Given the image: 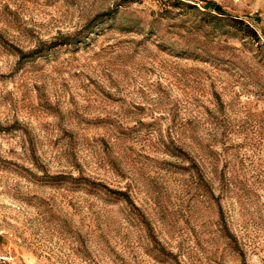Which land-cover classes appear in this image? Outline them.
Here are the masks:
<instances>
[{
	"label": "rangeland",
	"instance_id": "rangeland-1",
	"mask_svg": "<svg viewBox=\"0 0 264 264\" xmlns=\"http://www.w3.org/2000/svg\"><path fill=\"white\" fill-rule=\"evenodd\" d=\"M178 1L0 0V264H264V0Z\"/></svg>",
	"mask_w": 264,
	"mask_h": 264
},
{
	"label": "trees",
	"instance_id": "trees-1",
	"mask_svg": "<svg viewBox=\"0 0 264 264\" xmlns=\"http://www.w3.org/2000/svg\"><path fill=\"white\" fill-rule=\"evenodd\" d=\"M128 1L129 0H121V3H125V2H128ZM181 4L182 3L180 1L173 0V6L174 7H179ZM205 8H213L214 12L216 13V16H210V18H209V20L212 21V22L221 21L219 18L226 16V14L223 11V9L219 5L214 3V2L207 1L205 3ZM218 16H221V17H218ZM228 21L232 24V27H234V28L243 27L245 32H246V35L254 37V39L256 40L255 32L250 27H248L247 25H244L243 22H241L239 20H234V19H231V20H228Z\"/></svg>",
	"mask_w": 264,
	"mask_h": 264
}]
</instances>
